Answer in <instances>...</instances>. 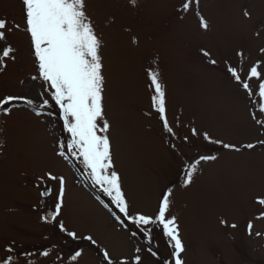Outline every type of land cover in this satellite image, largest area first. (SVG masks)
<instances>
[{
  "label": "rangeland",
  "instance_id": "obj_1",
  "mask_svg": "<svg viewBox=\"0 0 264 264\" xmlns=\"http://www.w3.org/2000/svg\"><path fill=\"white\" fill-rule=\"evenodd\" d=\"M85 3L102 42L113 170L131 213L153 215L170 189L168 216L176 218L183 264H264V101L258 96L264 79V0ZM0 19L20 26L0 42L15 49V59H6L0 70V98L25 95L37 110L43 99L50 105L41 115L19 102L8 106L9 113L0 110V258L12 248V264H106V250L116 264H133L137 254L142 264H174L172 245L161 230L153 229V256L142 233L117 219L118 210L91 183L89 170L68 152L70 135L59 108L43 82L32 79L38 70L22 0H0ZM230 66L247 80L251 96L231 77ZM252 66L259 78L248 77ZM149 71L159 74L171 134L152 107ZM205 134L239 150L210 143ZM62 145L65 156L59 155ZM201 155L216 159L201 161L185 186V165ZM49 173L65 181L63 207L53 222L42 219L59 188L58 181L47 179ZM47 186L51 192L42 197ZM60 221L79 239L60 232ZM87 236L96 244L83 239ZM77 251L81 256L73 261Z\"/></svg>",
  "mask_w": 264,
  "mask_h": 264
},
{
  "label": "snow or ice",
  "instance_id": "obj_2",
  "mask_svg": "<svg viewBox=\"0 0 264 264\" xmlns=\"http://www.w3.org/2000/svg\"><path fill=\"white\" fill-rule=\"evenodd\" d=\"M135 3V0H132ZM198 4V0H197ZM25 17V31L30 37V44L34 62L38 70L39 79L45 85V91L50 93V99L59 108V116L63 121V130L70 135L67 143V150L72 157L79 158L85 169H88L87 176L94 186H99L100 191L107 196L112 205L119 212L117 219L122 223L134 226L147 240L151 255L156 252L151 250L153 229L159 228L172 245L171 253L174 264H183L180 254L184 251L182 240L179 235L176 218H169L171 190L162 193V198L158 204V210L153 214L136 213L132 214L130 206L122 191L120 176L113 170V157L111 143L108 136L110 124L105 118L104 111V85L103 62L100 55L101 40L96 35L92 21L86 13L85 0H22ZM189 2L183 4V9L187 11ZM199 15V13H197ZM248 13L245 12V16ZM200 26L207 28L208 24L200 18ZM19 25L9 23L5 19H0V42L6 41V32L19 29ZM0 70H3L6 59H15V49L11 45H0ZM264 51V49H262ZM205 56L209 55L207 52ZM215 63V61H211ZM227 71L231 77L252 95L247 80H242L239 72L234 67H229ZM261 73L256 66H252L248 72L249 78H259ZM151 87L154 89L152 96V107L158 113L165 132H173L166 115V99L162 84L159 81V74L149 71ZM258 96L264 101V79L258 86ZM23 103L36 111L37 115L43 114V109L48 108L49 99H43L37 110L35 101L28 96L6 95L0 98V110L5 113L10 112L9 105ZM260 112L264 113V103L260 105ZM264 123V122H261ZM193 135H197L195 129ZM187 139V138H186ZM204 139L213 144H219L225 149L236 150L235 145L226 144L222 141H212L205 134ZM264 143V142H261ZM63 145L59 155L65 156ZM244 147L254 148L253 144ZM215 155H201L198 160L185 165L184 179L182 183L187 186L192 182L193 174L197 170V165L201 161L215 160ZM47 179L58 181L59 188L55 194L51 219L56 220L63 207L65 193V181L63 177H57L49 173ZM42 197L49 195V190L45 189L40 193ZM264 204V200L260 201ZM48 220L49 217H43ZM223 223V221H222ZM59 231L64 233L71 240L79 237L74 231H69L62 221L58 222ZM235 227V225H233ZM249 229L252 224L248 225ZM136 233L134 232L133 235ZM83 239L96 244V241L87 236ZM7 258H0V264H12L13 249L8 248ZM142 249L137 248L140 253ZM48 256V252L41 253ZM81 252L77 251L71 257L75 261ZM102 262L106 264H116L109 253L104 250ZM28 264H31L29 261ZM121 264H128L121 261ZM133 264H142L141 255L134 257Z\"/></svg>",
  "mask_w": 264,
  "mask_h": 264
},
{
  "label": "water",
  "instance_id": "obj_3",
  "mask_svg": "<svg viewBox=\"0 0 264 264\" xmlns=\"http://www.w3.org/2000/svg\"><path fill=\"white\" fill-rule=\"evenodd\" d=\"M45 189L49 190V193H50V188L49 187H46ZM51 213H52V210H48L46 211L44 214H43V217H49L48 220H45V221H48V222H52L53 220L51 219Z\"/></svg>",
  "mask_w": 264,
  "mask_h": 264
},
{
  "label": "flooded vegetation",
  "instance_id": "obj_4",
  "mask_svg": "<svg viewBox=\"0 0 264 264\" xmlns=\"http://www.w3.org/2000/svg\"><path fill=\"white\" fill-rule=\"evenodd\" d=\"M260 218L264 219V214H261ZM262 242H264V237L262 238Z\"/></svg>",
  "mask_w": 264,
  "mask_h": 264
}]
</instances>
